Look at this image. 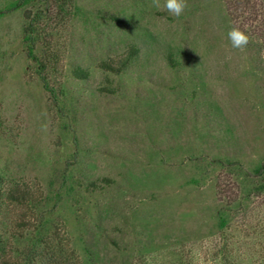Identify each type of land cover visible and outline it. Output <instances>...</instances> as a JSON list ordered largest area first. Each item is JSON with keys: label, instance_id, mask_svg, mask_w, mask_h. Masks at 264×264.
Segmentation results:
<instances>
[{"label": "rangeland", "instance_id": "374dc122", "mask_svg": "<svg viewBox=\"0 0 264 264\" xmlns=\"http://www.w3.org/2000/svg\"><path fill=\"white\" fill-rule=\"evenodd\" d=\"M187 2L0 0V264H264V0Z\"/></svg>", "mask_w": 264, "mask_h": 264}, {"label": "clouds", "instance_id": "9594fccd", "mask_svg": "<svg viewBox=\"0 0 264 264\" xmlns=\"http://www.w3.org/2000/svg\"><path fill=\"white\" fill-rule=\"evenodd\" d=\"M152 6L157 10H164L174 17H179L188 7V2L187 0H164L162 5L161 0H152ZM227 35L231 47L236 50L243 51L252 42L250 34L238 26L231 27ZM42 128L46 129V125L42 126Z\"/></svg>", "mask_w": 264, "mask_h": 264}, {"label": "trees", "instance_id": "16d2710c", "mask_svg": "<svg viewBox=\"0 0 264 264\" xmlns=\"http://www.w3.org/2000/svg\"><path fill=\"white\" fill-rule=\"evenodd\" d=\"M258 175L264 173V163L261 164L260 168L258 169Z\"/></svg>", "mask_w": 264, "mask_h": 264}]
</instances>
